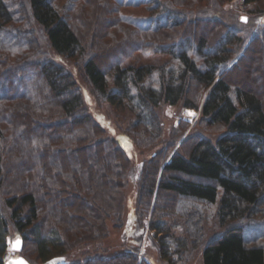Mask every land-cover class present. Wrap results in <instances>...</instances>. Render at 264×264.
Instances as JSON below:
<instances>
[{"label": "trees", "instance_id": "1", "mask_svg": "<svg viewBox=\"0 0 264 264\" xmlns=\"http://www.w3.org/2000/svg\"><path fill=\"white\" fill-rule=\"evenodd\" d=\"M233 1L0 0V39L16 44L0 45V264L11 230L32 264L28 251L40 263L152 264L150 247L140 263L141 249L122 250L128 211L142 232L149 221L147 241L152 233L165 264H181L194 241L202 246V264H264V20L242 49L243 20L221 10ZM197 2H215L224 19ZM240 2L264 15V0ZM139 7L147 17L125 12ZM33 22L59 57L82 59L97 97L115 108L132 105L137 114L126 133L132 140L139 135V150L162 143L161 104L199 111L202 133L166 160L168 143L133 175L129 155L93 117L73 73L42 54L44 36L35 37ZM92 22L87 36L82 31ZM95 32L105 43L93 45ZM137 53L167 55L174 65L140 63ZM156 74L159 89L149 82ZM137 184L134 199L119 186L133 192ZM95 197L96 204L88 202ZM183 203L190 205L182 210ZM201 206L215 208L225 229L210 242L203 239ZM193 219L202 222L196 239L186 230ZM111 229L120 230L119 243L107 242ZM249 229L257 233L247 237ZM78 249L75 258L85 252L84 259L70 263L67 254Z\"/></svg>", "mask_w": 264, "mask_h": 264}, {"label": "rangeland", "instance_id": "2", "mask_svg": "<svg viewBox=\"0 0 264 264\" xmlns=\"http://www.w3.org/2000/svg\"><path fill=\"white\" fill-rule=\"evenodd\" d=\"M214 3V4H213ZM213 6L208 3H198L197 2V6H201L202 8H209L211 7V9L214 10V12L219 13L220 15V10H216V3L213 2ZM254 7H250V6H241V2L240 0H234L231 3H227L225 7H223V9L226 12L229 11H233V12H237L239 15V18L242 19V17H245L247 19L246 22L242 23L245 25L243 26V30L240 32V35L244 38V44L242 49L245 47L246 42H248V40L254 36L256 34V32L258 31V29L260 28V25L262 24L263 20H264V15H258L255 14L254 11ZM104 10L101 9L100 12H103ZM126 13H130V14H135L138 16H148V13L146 11V8L144 7H139V8H133V9H127L125 10ZM216 14V13H215ZM213 15L215 18H218L219 20H223L224 18L222 17V15ZM213 17V18H214ZM239 19V20H240ZM250 22V23H248ZM92 24L93 22L90 24V26L85 27L84 30L82 31V33L87 34V36H89V30L91 31L92 29ZM33 28L35 29L34 31V35L36 38H40L41 36H44V34L42 33V31L40 30V27L36 24V23H32ZM197 33H200L199 28H197ZM43 34V35H42ZM41 35V36H40ZM104 37L103 35H99L98 33H94L92 36V43L93 45L97 44V43H105L104 41ZM30 45H31V51H33V44L34 42L31 41V37L30 39ZM212 42V41H211ZM23 43L25 44V40L23 42V40L19 39V46L21 48V53H23ZM0 45L5 47H12L11 49H14V46H16V44H14L13 42H8L4 41L1 37L0 39ZM22 45V46H21ZM40 46L42 47L41 50H43L42 54L46 55V57L48 58H53L54 60H58L59 62L63 63L75 76V78L78 81V84L84 89L85 91V98H86V103H87V107L90 110V112L92 113L93 117L102 125V128L107 130V133L110 137L115 138L116 141L119 143L120 146H122L126 153L129 155L130 159H131V164L133 166V170L132 173L133 175L138 176L139 175V169L144 165V163L149 162L150 160L152 161V158H154V156L156 154L161 153V151L164 149V147L168 144V143H173L172 148L167 151L166 153V160H169V158L179 149V147L183 144V142H185V140H187V138H191V136L195 135V133H202L199 129L197 128V122L200 119V112L199 111H195V110H190L188 108H184L183 105H178V106H171L168 104H161V107H158L156 109L157 113H159L160 115V121H161V125L163 126V137H162V143L159 144L158 146L150 149V150H139L135 143V139L138 140L139 139V135L135 136L133 138V140L130 138L129 135H127L126 131L127 129L135 122V115L137 114L136 112L133 111L132 105L129 104V102L125 103V106L122 108H115L113 106H111L108 102H106L104 99L97 97V95L92 92L91 89V85L90 83L83 77L82 74V70H81V65H82V59L80 57H78L75 61H71L62 57H59L49 46L47 40L45 39V36L41 38L40 41ZM262 46L264 47V43L262 44ZM7 56V55H6ZM17 57H10L6 60L8 62H13V61H17L18 59H16ZM111 58V54H109L107 57L104 58V60H101L100 63L104 64L105 62H107L108 60H110ZM135 59L140 60V63H151V64H155L158 67L160 66H165L168 69H170L173 65H174V61L167 55H149L147 57L143 56L142 54L137 53L134 57ZM134 59V60H135ZM131 61V60H130ZM198 63L201 62V60H197ZM264 70V69H263ZM258 70L254 72L253 76L255 77V79H257L259 76ZM160 75L156 74L154 77H152V79L149 81L152 83L153 87H156L159 89V86L161 85V80L159 79ZM262 84V83H261ZM258 88L261 87V85H259L258 83ZM183 128V129H182ZM218 128V127H217ZM215 130H218L215 128ZM210 131L212 132V129H210ZM208 133V132H206ZM209 134V133H208ZM150 135H152V133H150ZM149 136V135H148ZM140 183V182H139ZM138 183V184H139ZM138 184L133 188V192H131V188H127V186L123 185H119L122 190L123 193H127V195L130 194V199H134L132 196L133 194L136 192V188L138 186ZM132 194V195H131ZM161 199V198H160ZM89 203L91 204H96L97 198H90L88 199ZM129 200V199H128ZM134 201V200H133ZM132 201V202H133ZM131 202V203H132ZM130 203V205H131ZM189 203H183V207L181 208L182 210L185 208L189 207ZM202 207V206H201ZM174 206H172V212H176L179 214V212L173 210ZM65 210V209H64ZM201 210H205L206 212V219L204 220L205 222V227L207 230V233L203 235V239L210 242L212 240H214L216 238V236L221 233L222 231H224L225 229L222 227L218 226L217 223V219H216V209L215 208H211L210 212H208V207H202ZM68 212H73V209L69 208L67 210ZM204 211H201V213H203ZM210 215V218H208ZM171 219L173 220V218L176 217V215H168L167 219ZM171 220V221H172ZM191 223L193 224V226L191 227H186V230H188V232H190L192 234V237L195 239L197 238V231L199 226H202V222L199 219H193L191 220ZM129 230L127 232L130 233L129 236L122 238V241L124 240H128L127 241V246L125 249V252H129V251H135L136 253L139 252L140 249L143 250V248H147L150 247L151 248V257H150V262L152 264H165L164 261L160 260V257L156 251V249L154 248L155 244L153 242V236L151 235L149 240H144L143 242V236H144V232L140 231L142 230L137 222H136V216H135V212H131L128 211L126 214V218H125V230L122 231L121 236L124 234V232L126 230ZM120 230L116 229H111V233L114 232V234H112L110 236V239L107 240V242L109 243L110 241H113L114 243H119V239H118V235L117 233ZM256 230H248L247 231V237H251L254 236L256 234ZM19 238V235L17 234L16 231L11 230V233L8 237V241H7V248L5 253L11 251L10 249V245L11 242H15L17 239ZM124 239V240H123ZM150 239L152 240V242H150ZM147 241V243H146ZM31 246L32 245V241H30V243H27V246ZM143 245V247H142ZM91 246V245H90ZM81 249H78L77 251L74 252H69L67 254V260H69L70 262H74V261H79L80 259H84L85 256H83L82 254L85 255L84 253H81V256L79 258H75V254H79ZM86 251H88L89 249H85ZM201 251H202V246L198 245V241H194L193 243L190 244L189 248H188V252L186 253V257H184L183 262L181 261V264H202V257H201ZM90 253H92L91 251H89ZM4 253V254H5ZM29 257L31 258V260L38 264V262L40 263V261H36L35 257H32V254L30 253V251H28ZM18 255V253L16 254ZM22 255V254H20ZM4 256V255H3ZM177 259H180V256L177 257ZM181 260V259H180ZM2 261H3V257H2ZM4 263V262H3Z\"/></svg>", "mask_w": 264, "mask_h": 264}, {"label": "water", "instance_id": "3", "mask_svg": "<svg viewBox=\"0 0 264 264\" xmlns=\"http://www.w3.org/2000/svg\"><path fill=\"white\" fill-rule=\"evenodd\" d=\"M242 20L246 21L247 19L245 17H242ZM12 250L14 252H18V253L22 252L23 240L21 238L17 239V241H15L13 243ZM5 264H32V263H30L25 257L19 255V256H14V257L10 258L8 261H6ZM41 264H64V263H63V259L53 258V259H50V260L43 262Z\"/></svg>", "mask_w": 264, "mask_h": 264}, {"label": "crops", "instance_id": "4", "mask_svg": "<svg viewBox=\"0 0 264 264\" xmlns=\"http://www.w3.org/2000/svg\"><path fill=\"white\" fill-rule=\"evenodd\" d=\"M148 225H149V221L146 222V230H145V232H144L143 242H144V240H147L148 235H149ZM150 235L153 236L152 233H151ZM142 247H143V245H142ZM143 258H144V248H143V250L141 249V251L138 253V263H140V262L143 260ZM68 261H69V260H68ZM69 262H70V261H69ZM75 262H76V261H74V262H70V263H75Z\"/></svg>", "mask_w": 264, "mask_h": 264}, {"label": "built area", "instance_id": "5", "mask_svg": "<svg viewBox=\"0 0 264 264\" xmlns=\"http://www.w3.org/2000/svg\"><path fill=\"white\" fill-rule=\"evenodd\" d=\"M8 259V252L4 254L3 256V262H5Z\"/></svg>", "mask_w": 264, "mask_h": 264}, {"label": "bare ground", "instance_id": "6", "mask_svg": "<svg viewBox=\"0 0 264 264\" xmlns=\"http://www.w3.org/2000/svg\"><path fill=\"white\" fill-rule=\"evenodd\" d=\"M39 264H41V263H39Z\"/></svg>", "mask_w": 264, "mask_h": 264}]
</instances>
